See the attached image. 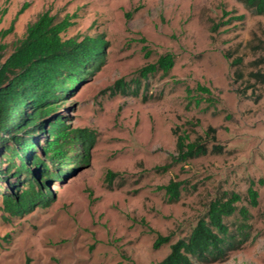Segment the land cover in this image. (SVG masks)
Segmentation results:
<instances>
[{"label":"rangeland","instance_id":"rangeland-1","mask_svg":"<svg viewBox=\"0 0 264 264\" xmlns=\"http://www.w3.org/2000/svg\"><path fill=\"white\" fill-rule=\"evenodd\" d=\"M45 12L72 23L65 38L108 42L104 64L59 108L94 144L88 163L51 181L49 205L13 213L0 197V264H156L223 192L240 195L251 236L210 264H264V83L251 77L264 73V15L238 0H0L6 55ZM166 53L170 73L137 90L140 68ZM198 85L211 94H188ZM175 130L224 152L156 170L172 161ZM170 180L183 182L177 202L163 188Z\"/></svg>","mask_w":264,"mask_h":264},{"label":"trees","instance_id":"trees-1","mask_svg":"<svg viewBox=\"0 0 264 264\" xmlns=\"http://www.w3.org/2000/svg\"><path fill=\"white\" fill-rule=\"evenodd\" d=\"M238 1L252 14L264 15V0ZM71 25L68 19L57 21L45 12L27 25L10 54H5V45L0 43V197L13 213L49 205L54 200L51 181L64 178L77 165L90 161L93 133L87 128L71 129L59 108L80 82L104 64L108 42L104 35H86L81 41L78 36L65 38L63 34ZM174 63V55L166 53L141 67L140 79L134 82L137 90L143 80L158 71L168 75ZM251 77L264 83L261 71L251 72ZM194 91L211 94L203 85L195 90L187 87L188 94ZM175 134L172 161L156 170L167 171L173 165L224 152L219 144L210 148L201 137L192 140L189 134L177 130ZM4 184L14 191L6 193ZM182 184L170 180L163 186L170 202L179 201ZM249 194L250 203L257 205L258 192L250 187ZM240 200L235 192H223L212 199L190 234L174 242L166 257L156 264L225 261L251 236L250 213L237 205ZM238 213L240 217L230 224L228 219ZM168 240L161 236L155 245Z\"/></svg>","mask_w":264,"mask_h":264}]
</instances>
